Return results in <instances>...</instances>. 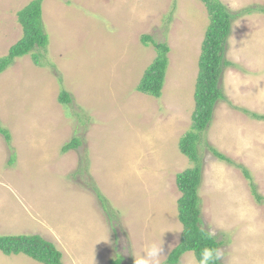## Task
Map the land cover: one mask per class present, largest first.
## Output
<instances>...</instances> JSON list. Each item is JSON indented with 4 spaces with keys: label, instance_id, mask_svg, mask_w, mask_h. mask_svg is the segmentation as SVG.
<instances>
[{
    "label": "rangeland",
    "instance_id": "1",
    "mask_svg": "<svg viewBox=\"0 0 264 264\" xmlns=\"http://www.w3.org/2000/svg\"><path fill=\"white\" fill-rule=\"evenodd\" d=\"M32 1L0 0V58L23 37L18 14ZM221 1L232 14L264 7ZM43 18L42 65L29 55L0 75V128L11 137L0 133V235H38L63 264H134L130 242L139 251L158 239L166 264L183 231L176 177L194 166L179 142L192 125L208 12L198 0H45ZM143 35L171 49L160 99L137 92L157 57ZM226 59L228 100L198 145L203 226L222 242V264H264V203L207 148L248 168L264 197V121L248 113L264 116V14L234 20ZM63 89L71 105L58 101ZM73 138L79 149L62 153ZM186 254L180 264H195ZM0 264L39 263L0 253Z\"/></svg>",
    "mask_w": 264,
    "mask_h": 264
},
{
    "label": "trees",
    "instance_id": "2",
    "mask_svg": "<svg viewBox=\"0 0 264 264\" xmlns=\"http://www.w3.org/2000/svg\"><path fill=\"white\" fill-rule=\"evenodd\" d=\"M45 0H33L18 14V21L22 26L23 37L9 49L6 56L0 58V75L6 72L17 59L31 56L35 65L41 66V59L48 51L50 37L46 30L43 18V4ZM204 4L210 24L202 43L199 59V73L194 94L195 110L192 114L191 129L181 137L180 152L194 165L176 177L181 197L178 200V219L183 227L180 243L169 253L166 264H180L182 257L189 252L199 259L200 250L205 246L220 248L222 242L216 237L206 238L209 232L204 228L201 209L200 188L202 184V164L198 153L201 135L206 132L214 119L216 107L220 102H227L222 79L227 68L234 64L226 59L229 38L233 31L235 19L244 18L253 14H264V7L256 6L232 14L221 0H198ZM141 43L145 47H153L157 53L155 61L145 71L137 92L156 99H160L166 82L169 67V54L171 52L167 43H158L151 36L143 35ZM38 51V52H36ZM58 101L63 106L71 105V95L62 90ZM248 112V111H246ZM255 119L264 121V116L248 112ZM0 133L10 142L8 131L0 128ZM81 140L73 138L62 148V153L77 150ZM213 156L223 163L237 168L247 180L252 196L257 204L264 203V197L259 193L254 177L244 165L227 158L215 147L207 145ZM15 162V156L11 163ZM97 196L103 201L102 194L95 190ZM0 253L6 256L25 255L39 264H63V254L56 246L38 235H0ZM124 258L119 256L111 260V264H122ZM215 264H222L216 261Z\"/></svg>",
    "mask_w": 264,
    "mask_h": 264
},
{
    "label": "clouds",
    "instance_id": "3",
    "mask_svg": "<svg viewBox=\"0 0 264 264\" xmlns=\"http://www.w3.org/2000/svg\"><path fill=\"white\" fill-rule=\"evenodd\" d=\"M214 236L215 233L209 231L206 238L211 240ZM130 253L134 257V264H161V259L165 256L163 241L152 238L146 240L139 251L133 250L130 242ZM222 258L223 253L220 248L205 246L200 250L199 259L195 261V264H215L216 261L222 260Z\"/></svg>",
    "mask_w": 264,
    "mask_h": 264
}]
</instances>
